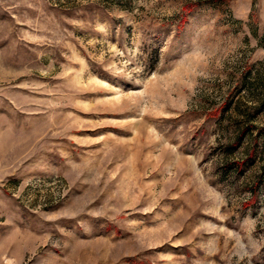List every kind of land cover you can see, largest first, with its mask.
Wrapping results in <instances>:
<instances>
[{
	"label": "rangeland",
	"instance_id": "obj_1",
	"mask_svg": "<svg viewBox=\"0 0 264 264\" xmlns=\"http://www.w3.org/2000/svg\"><path fill=\"white\" fill-rule=\"evenodd\" d=\"M0 264H264V0H0Z\"/></svg>",
	"mask_w": 264,
	"mask_h": 264
}]
</instances>
